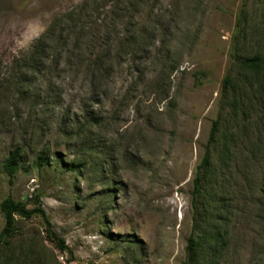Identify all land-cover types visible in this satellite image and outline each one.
<instances>
[{"label":"rangeland","instance_id":"374dc122","mask_svg":"<svg viewBox=\"0 0 264 264\" xmlns=\"http://www.w3.org/2000/svg\"><path fill=\"white\" fill-rule=\"evenodd\" d=\"M83 1L0 0V203L27 198L71 251L40 216L16 217L0 264H264V65L241 64L264 61V0H144L128 19L134 43L106 40L105 77L90 68L92 28L58 68H22ZM106 2L96 33L112 38L124 23ZM41 152L49 163L36 168Z\"/></svg>","mask_w":264,"mask_h":264},{"label":"trees","instance_id":"16d2710c","mask_svg":"<svg viewBox=\"0 0 264 264\" xmlns=\"http://www.w3.org/2000/svg\"><path fill=\"white\" fill-rule=\"evenodd\" d=\"M103 1L105 0H84L78 7L56 17L49 24L45 32L33 42L27 52L23 53V56L21 57H24V59L20 60L23 61L20 66L30 70L35 74H39L42 69H46V67L58 68V66L62 64V60L65 55L67 56V60H70V54L72 53V50L77 48L83 33L86 31V29L92 28L90 33L91 45H93L92 47L94 48L96 44H101V47L99 48L101 50L92 56L93 59L92 57L89 59L90 68L93 71L92 75L94 77H99L102 75L105 77V75H107V69H104V62L106 59H108L111 51V46L105 48L106 40L108 39L111 42H113V40L123 41L122 44L124 47L127 45L130 46V44L134 43V40L129 38L126 40L127 34H129V30L127 28V25L129 24L128 19L132 11V6L133 8H136V5L141 2L143 3L144 0H137L138 3H135L134 5L133 2L135 0H107L106 3H110L112 5L111 7L108 6V9H111L112 13L114 14L115 21L117 23H124V29L122 31L117 29L115 23L114 27H116V30H113L110 33L112 34L111 36H113L112 38H101L98 37L96 33L99 25L97 26L98 19H95L94 17L99 15L101 10L103 11L104 8H107V5H105ZM89 24L91 27H88ZM125 40L127 42L126 44H124ZM241 64L243 67L256 72L262 67V65H264V61L255 56L244 59L241 61ZM94 73L97 74L95 75ZM226 85L227 80L225 79L223 82V87ZM216 127L217 123L214 122L209 133L207 147L213 142ZM20 158L21 150L16 148L11 151L3 161L2 169L7 175L9 182H12L19 168ZM48 163L49 157L45 153L41 152V154L35 158L33 165L36 168H42ZM207 163L208 154L206 152L199 169L204 168ZM64 166L66 167L67 171H79V164L74 162L66 163ZM200 180V174L197 171L196 177L193 181V194L195 196L198 193ZM26 200L27 198L25 200L15 201L11 197H7L0 203V213L4 221V226L0 232V247L8 245L9 241L14 238L16 234V217L30 219L32 216L38 215L43 220L45 226L47 227L48 234L55 241L56 247L59 249V251L70 254L71 251L64 245L63 240L58 238L50 230V223L45 213L41 209H27ZM33 201L35 204L39 203L38 197L33 195ZM195 247L196 242L193 237H190L188 249H194Z\"/></svg>","mask_w":264,"mask_h":264}]
</instances>
